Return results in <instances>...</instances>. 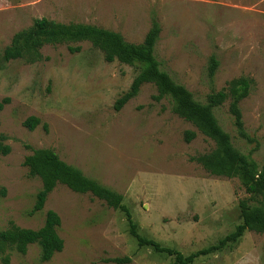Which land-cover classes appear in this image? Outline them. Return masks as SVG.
Returning a JSON list of instances; mask_svg holds the SVG:
<instances>
[{"label": "rangeland", "instance_id": "obj_1", "mask_svg": "<svg viewBox=\"0 0 264 264\" xmlns=\"http://www.w3.org/2000/svg\"><path fill=\"white\" fill-rule=\"evenodd\" d=\"M40 18L94 25L134 44L157 22L159 68L202 104L230 80L246 78L250 86L239 107L247 137L238 135L228 99L212 112L233 147L258 170L264 165V0H0V101L9 98L0 110V135L10 148L0 154V232L38 230L51 210L63 241L43 261L36 243L22 253L0 240V264H176L172 255L138 247L125 213L90 192L58 183L32 212L42 184L24 159L36 149L53 151L120 194L139 235L184 256L231 233L241 223V199L264 207V196L247 193L239 174L210 175L193 159L214 142L173 113L168 97L155 99L153 83L115 108L139 64L106 62L88 41L44 45L34 62L3 60L13 36ZM212 58L217 66L210 76ZM30 116L39 120L32 130L23 125ZM185 130L196 132L190 142ZM191 264H264V233L245 231Z\"/></svg>", "mask_w": 264, "mask_h": 264}, {"label": "trees", "instance_id": "obj_2", "mask_svg": "<svg viewBox=\"0 0 264 264\" xmlns=\"http://www.w3.org/2000/svg\"><path fill=\"white\" fill-rule=\"evenodd\" d=\"M159 31V25L154 21L142 43L134 44L127 42L117 32L94 25L62 24L40 18L35 20L31 29L19 31L13 36L10 45L4 50L3 60L22 58L34 62L42 59L40 49L44 45L88 41L102 52L106 62L117 60L126 64H139L140 70L134 77L130 90L117 100L115 108L120 109L128 99L138 92L143 83H153L157 91L155 99L168 97L173 113L191 123L200 133L214 142L215 147L210 152L198 155L193 159L210 175L230 178L239 174L247 193L264 196V165L258 170L252 160L233 147L229 135L217 123L212 112L214 107L220 106L228 99L229 113L233 117L238 135L246 138L239 102L247 95L250 86L249 80L246 78L232 79L224 89L210 94L206 104L195 101L183 85L175 82L167 72L159 68V63L155 58V45ZM68 49L71 52H76L79 47H69ZM216 66L217 61L212 58V63L208 68L210 76L213 75ZM7 103H9V98H3L0 101V110ZM38 123V118L30 116L23 122V125L32 130ZM195 136L196 132L193 130L183 132L186 142H190ZM4 140L5 137L0 135V154L2 155L8 154L10 150ZM24 165L28 167L32 176L41 180L42 184L36 195L32 212L42 209L47 195L58 183L64 184L74 192H90L104 200L109 207L118 208L125 213L129 233L136 238L138 247L150 246L157 252L172 255L176 264H191L199 256L220 250L227 243L236 242L245 231L264 233V207L252 206L249 199H241L239 201L241 223L216 244L184 256L176 249L162 246L153 239L139 235L127 207L121 203L122 196L120 194L86 177L79 169L62 161L53 151L45 148L36 149L25 157ZM59 224V216L49 210L46 213L43 226L38 230L13 227L7 231H1L0 240L15 245L17 250L22 253L25 252L28 244L36 243L40 247L41 259L47 261L54 253L60 252L63 248V241L56 232ZM114 260L121 262L128 261L129 258ZM4 261L6 262V260Z\"/></svg>", "mask_w": 264, "mask_h": 264}]
</instances>
